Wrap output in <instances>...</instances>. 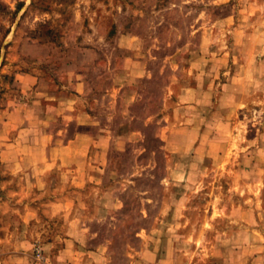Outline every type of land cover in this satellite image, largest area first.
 I'll list each match as a JSON object with an SVG mask.
<instances>
[{
    "label": "rangeland",
    "instance_id": "rangeland-1",
    "mask_svg": "<svg viewBox=\"0 0 264 264\" xmlns=\"http://www.w3.org/2000/svg\"><path fill=\"white\" fill-rule=\"evenodd\" d=\"M0 264H264V0H0Z\"/></svg>",
    "mask_w": 264,
    "mask_h": 264
},
{
    "label": "crops",
    "instance_id": "crops-1",
    "mask_svg": "<svg viewBox=\"0 0 264 264\" xmlns=\"http://www.w3.org/2000/svg\"><path fill=\"white\" fill-rule=\"evenodd\" d=\"M193 106H191L192 108ZM189 134H190V146L188 147V150H191L195 144H196V141L198 139V135H199V131H196L195 128H193V126L190 127V130H189ZM119 138V137H118ZM191 152V151H190ZM192 158V157H191ZM192 161V159H191ZM190 161V162H191ZM187 162V161H186ZM198 162V161H197ZM179 164L181 163V160L178 162ZM189 163V162H188ZM191 164V163H190ZM223 255V254H222ZM224 256V255H223ZM224 260H225V257H224Z\"/></svg>",
    "mask_w": 264,
    "mask_h": 264
}]
</instances>
